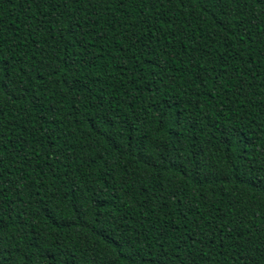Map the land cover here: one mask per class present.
I'll list each match as a JSON object with an SVG mask.
<instances>
[{
    "label": "trees",
    "instance_id": "1",
    "mask_svg": "<svg viewBox=\"0 0 264 264\" xmlns=\"http://www.w3.org/2000/svg\"><path fill=\"white\" fill-rule=\"evenodd\" d=\"M0 264H264V0H0Z\"/></svg>",
    "mask_w": 264,
    "mask_h": 264
}]
</instances>
